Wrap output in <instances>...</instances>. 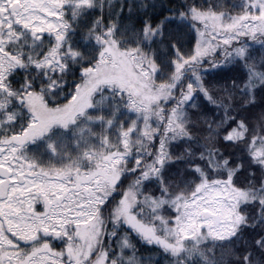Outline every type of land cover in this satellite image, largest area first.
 Here are the masks:
<instances>
[{"label":"snow or ice","instance_id":"1","mask_svg":"<svg viewBox=\"0 0 264 264\" xmlns=\"http://www.w3.org/2000/svg\"><path fill=\"white\" fill-rule=\"evenodd\" d=\"M0 264H264V0H0Z\"/></svg>","mask_w":264,"mask_h":264}]
</instances>
